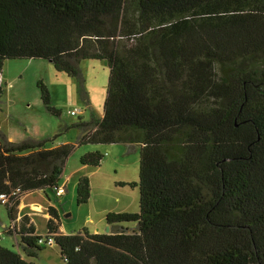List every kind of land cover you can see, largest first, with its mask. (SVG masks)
<instances>
[{"label": "trees", "instance_id": "obj_1", "mask_svg": "<svg viewBox=\"0 0 264 264\" xmlns=\"http://www.w3.org/2000/svg\"><path fill=\"white\" fill-rule=\"evenodd\" d=\"M17 58L79 79L82 59H103L110 72L104 113L74 123L76 143L0 129L4 232L20 249L0 245V264H36L49 236L65 264H264V0H0V71ZM111 143L139 151V210L107 212L103 233H62L50 205L37 234L22 197L57 194L75 145ZM90 196L81 176L77 203Z\"/></svg>", "mask_w": 264, "mask_h": 264}, {"label": "rangeland", "instance_id": "obj_2", "mask_svg": "<svg viewBox=\"0 0 264 264\" xmlns=\"http://www.w3.org/2000/svg\"><path fill=\"white\" fill-rule=\"evenodd\" d=\"M79 67L80 79L57 70L45 58L5 60L2 70L3 92L0 95L1 131L7 137L11 136L13 141L26 137H49L51 140L48 144L51 146L76 143L80 131L74 123L80 118H100L104 113L110 72L103 59L85 58L80 61ZM79 81L83 83L82 89ZM38 82H43L48 88L52 105L59 110V115L49 111L43 104ZM72 110L76 114H72ZM89 151L104 154L99 166L80 162L81 156ZM84 175L90 179L91 196L86 203L78 204L77 183ZM138 183V150L128 151L124 143L75 145L61 176V186L65 192L57 195L54 190H34L27 193L24 200L44 204L50 198L59 210L60 227L64 233H76L84 229L89 233H103L108 226L105 219L107 212L139 210ZM34 219L37 230L45 236V218L41 213H36ZM9 225L6 206L0 203V245L18 251L20 249L15 237L4 232L5 226ZM40 253L39 258H33L36 264H65L59 246L55 243L47 245Z\"/></svg>", "mask_w": 264, "mask_h": 264}, {"label": "crops", "instance_id": "obj_3", "mask_svg": "<svg viewBox=\"0 0 264 264\" xmlns=\"http://www.w3.org/2000/svg\"><path fill=\"white\" fill-rule=\"evenodd\" d=\"M8 138H9V139H12L11 136H8ZM23 139H24V138H23ZM12 140H13V139H12ZM62 187H63V186H62ZM63 188H64V187H63ZM64 189H65V188H64ZM64 192H65V191H64ZM24 196H25V195H24ZM24 196L22 197V199H21V203H20V205H19V213H20V215H24V214L29 215L31 222L35 225L36 233L39 234V235H41V236H43L42 233L39 232V231L37 230V226H36V224H35L34 216L36 215V213H37V214H38V213H41V214H42V216H43V217L45 218V220H46V233H47V221H48V219H49V217H50V215H49V213H48V206H50V205L55 206V205H54L53 203H51V200H49V198H47V200L45 201L44 204H42V203H40V202H36V201L26 202V201L24 200ZM28 205H30V206H28ZM34 205H40L41 207H40V209L38 210L37 208L34 207ZM26 207H28V209H27ZM55 207H57V206H55ZM59 229H60V231H61L62 233H64V232L61 230V227H60Z\"/></svg>", "mask_w": 264, "mask_h": 264}, {"label": "built area", "instance_id": "obj_4", "mask_svg": "<svg viewBox=\"0 0 264 264\" xmlns=\"http://www.w3.org/2000/svg\"><path fill=\"white\" fill-rule=\"evenodd\" d=\"M3 83H4L3 73L0 71V85H2ZM71 113L76 114V111L72 110ZM63 193H64V188L61 186L57 191V195H61ZM0 198L5 199L6 196L4 194H0ZM44 241L46 242L47 245H52L54 243V238L52 236H49Z\"/></svg>", "mask_w": 264, "mask_h": 264}, {"label": "bare ground", "instance_id": "obj_5", "mask_svg": "<svg viewBox=\"0 0 264 264\" xmlns=\"http://www.w3.org/2000/svg\"><path fill=\"white\" fill-rule=\"evenodd\" d=\"M36 208H40L41 206L40 205H34Z\"/></svg>", "mask_w": 264, "mask_h": 264}, {"label": "water", "instance_id": "obj_6", "mask_svg": "<svg viewBox=\"0 0 264 264\" xmlns=\"http://www.w3.org/2000/svg\"><path fill=\"white\" fill-rule=\"evenodd\" d=\"M106 231H109V227L107 226V229H106Z\"/></svg>", "mask_w": 264, "mask_h": 264}]
</instances>
